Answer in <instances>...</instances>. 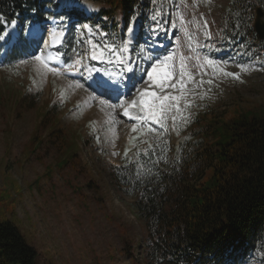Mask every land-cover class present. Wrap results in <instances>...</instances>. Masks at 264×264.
<instances>
[{"label":"rangeland","instance_id":"obj_1","mask_svg":"<svg viewBox=\"0 0 264 264\" xmlns=\"http://www.w3.org/2000/svg\"><path fill=\"white\" fill-rule=\"evenodd\" d=\"M163 1V18L157 19L161 16L159 12L152 15L146 37L140 39L136 21L130 26L134 28V42L128 39L133 35L129 31L122 42L109 44L105 38H97L90 27H78L83 31L76 34L79 49L69 55L67 63L53 52L67 30L59 19L52 18L40 25L31 22L21 33L13 26L8 33L10 40L2 43L7 52L16 47L24 58L11 68H5L0 60V194L7 195L6 207L0 206V221L15 223L36 250L38 264H142L136 246L143 239V227L131 209L132 200L111 184L107 175L110 167L119 166L123 151L132 148L133 137L157 133H149L147 128L133 133L131 129L136 122L122 115L123 108L113 109L109 105L117 104L118 96L119 103L136 98L127 96L134 83L141 89L149 86L146 71L151 70L153 60L173 55L178 73L183 55L189 69L197 73L195 79L205 81L199 88L189 85L197 93L195 100L182 113H170L167 124L171 123L172 115L204 108L206 103L219 111L228 110L234 102L242 107L264 104V57L258 46L252 40L249 47L242 43L231 48L221 36V14L230 0ZM76 10L80 17L86 18L96 12L97 5L82 2L76 5ZM24 38L27 41L23 43ZM8 41L10 45L4 46ZM124 44H128V50L111 51L123 49ZM139 44L136 65L131 52ZM94 45L109 50L101 56V50H94ZM40 52L52 58L49 65L58 68L59 74L48 72L33 58ZM93 55L97 58L92 59ZM203 57L216 60L222 70L241 73L237 65H244L247 71L236 80L213 73L211 68L206 71L193 67L203 63ZM126 73L133 74L128 85L124 84L128 81L122 80ZM199 73L205 74L201 77ZM99 77L119 85V93L109 94L104 105L99 103L100 97L93 99L95 94L88 87ZM208 80L214 83L209 85ZM27 89L43 94L33 109L15 103ZM188 100H192L191 96ZM52 107V117L58 120V126L73 132L77 139L75 158L71 157L67 163H60L63 156L59 155L62 149H58L59 142L51 144L48 140L53 122L36 132L43 139L41 146L36 150L28 148L44 112ZM136 127L139 129V124ZM74 150L68 147L69 156ZM261 259L258 264H264V252ZM244 264L257 263L248 258Z\"/></svg>","mask_w":264,"mask_h":264},{"label":"trees","instance_id":"obj_2","mask_svg":"<svg viewBox=\"0 0 264 264\" xmlns=\"http://www.w3.org/2000/svg\"><path fill=\"white\" fill-rule=\"evenodd\" d=\"M82 2L96 4V12L79 18L75 12L66 14L62 0H0V35L7 36L13 26L22 32L31 22L40 25L63 15L67 30L53 52L67 63L69 55L79 49L76 34L83 31L78 27L86 25L97 38L119 43L134 21L141 39L150 30L152 15L159 12L157 19H161L165 13L163 0H79ZM257 7L264 10V0H230L221 14V36L231 48L242 43L249 47L253 40L264 57V42L252 30ZM2 43L0 60L5 68L24 58L17 48L7 52ZM140 44L131 52L136 65ZM42 95L27 89L15 103L33 109ZM238 104L234 102L226 111L207 103L204 108L184 111L181 115L190 117L187 124L180 122L174 128L171 121L159 135L138 134L132 148L126 149L127 156L124 150L119 157V166L110 167L111 184L132 200L131 209L143 227V239L136 246L142 264L263 261L264 104ZM53 108L44 112L28 148L41 146L43 139L36 132L53 122L48 140L59 142L60 163H67L75 158L77 139L58 126ZM150 144L157 146L156 152L147 158L142 152ZM68 147L75 149L72 156ZM137 162L150 169L142 173L143 182L134 175ZM6 200L7 195L0 194V206L6 207ZM35 251L13 221H0V264H38ZM128 255L133 259L132 253Z\"/></svg>","mask_w":264,"mask_h":264},{"label":"snow or ice","instance_id":"obj_3","mask_svg":"<svg viewBox=\"0 0 264 264\" xmlns=\"http://www.w3.org/2000/svg\"><path fill=\"white\" fill-rule=\"evenodd\" d=\"M64 7L67 9L68 15H71L73 11L76 10V5L79 4V0H62ZM58 7L60 5H57ZM61 23H63L64 16L59 17ZM135 17H133V20ZM181 23H184L183 16L180 17ZM205 27H207V22L205 21ZM129 32H132L133 35L128 39L132 42L135 41L134 28H129ZM11 34L0 35V41L10 40ZM210 38V36H209ZM189 39L191 37L189 36ZM128 44H124L123 49L121 48H111L113 52H122L128 50ZM93 49H100L101 56L104 51H108L109 48L101 45H94ZM33 58L36 61H39L48 72L56 75L59 74V69L49 65V59L44 56L43 52L38 54H34ZM95 55L92 56V59H96ZM58 59V58H57ZM149 59H152L149 57ZM197 60L200 57H196ZM120 63H124L121 59ZM241 69V73L247 71L244 65H237ZM193 67L204 68L206 71L211 68L213 73L219 72L221 75L226 77H232L236 80L241 79V73H233L226 70H222L218 67L217 61L209 58L203 57V63L199 65H193ZM151 70L146 71L147 81L149 83L148 87L143 89L139 88L137 84L132 85V89L127 94L128 97L136 95V98L131 99L130 102L126 98L124 103L111 104L109 107L115 108L117 106L123 108L122 115L128 117L130 121H135L133 124L131 131L136 133L144 128H147L149 133L155 132L159 135L160 132L166 131L167 121L170 113H182L183 110L190 108L192 105V101L195 100L197 93L194 90L189 89L190 84H194L197 88L202 87L205 81L201 78L200 80H196L195 77L197 73L191 71L189 69L188 64L186 63V58L181 55L179 62V72H176V63L173 55H168L163 59H156L150 65ZM129 72H134L133 69H127ZM201 77L205 73H199ZM141 83L144 82L143 76L140 80ZM207 83L212 85L214 83L213 80H208ZM95 84V87H93ZM76 87H83L82 84H76ZM89 88L92 89V92L95 94L93 99L100 97L99 103L101 105L106 104L107 100L105 98H110L109 93L111 91H116L119 93V85L113 83L110 79H106L101 77L100 79H93V83L88 85ZM138 94V95H137ZM191 96L192 100H188V97ZM182 101H186L182 105ZM125 105H127L125 107ZM134 113V114H133ZM172 125L175 128L178 123L183 122L187 124L189 122L190 117H186L184 115H180L179 121H177L176 116L172 115L171 117ZM136 124H139L140 128L136 127ZM136 139V137H133ZM156 147L154 145H149L148 149L143 150L142 155L144 157L150 158L151 155H154L156 152ZM128 150L125 151V156H127ZM116 155V153H113ZM159 163V160L156 161ZM137 170L134 173L135 177L139 182H143L142 173L145 171H150V169H146L143 164H139L137 162Z\"/></svg>","mask_w":264,"mask_h":264},{"label":"water","instance_id":"obj_4","mask_svg":"<svg viewBox=\"0 0 264 264\" xmlns=\"http://www.w3.org/2000/svg\"><path fill=\"white\" fill-rule=\"evenodd\" d=\"M264 12L261 8L256 9V16L253 21V31L260 41L264 40Z\"/></svg>","mask_w":264,"mask_h":264},{"label":"bare ground","instance_id":"obj_5","mask_svg":"<svg viewBox=\"0 0 264 264\" xmlns=\"http://www.w3.org/2000/svg\"><path fill=\"white\" fill-rule=\"evenodd\" d=\"M255 17V16H254ZM253 23V22H252ZM254 33V32H253ZM255 34V33H254ZM259 41V40H258ZM264 42V41H263Z\"/></svg>","mask_w":264,"mask_h":264}]
</instances>
